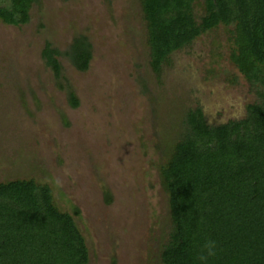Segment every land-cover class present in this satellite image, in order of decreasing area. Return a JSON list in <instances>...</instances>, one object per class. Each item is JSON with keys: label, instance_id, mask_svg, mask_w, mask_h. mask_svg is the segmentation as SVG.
Masks as SVG:
<instances>
[{"label": "rangeland", "instance_id": "obj_1", "mask_svg": "<svg viewBox=\"0 0 264 264\" xmlns=\"http://www.w3.org/2000/svg\"><path fill=\"white\" fill-rule=\"evenodd\" d=\"M29 16L0 23V183L48 186L87 264H162L173 225L159 172L188 133V111L219 126L264 101L230 61L234 25L173 52L156 74L139 0H39ZM77 37L91 45L88 69L61 57L56 78L42 50L64 53Z\"/></svg>", "mask_w": 264, "mask_h": 264}, {"label": "trees", "instance_id": "obj_2", "mask_svg": "<svg viewBox=\"0 0 264 264\" xmlns=\"http://www.w3.org/2000/svg\"><path fill=\"white\" fill-rule=\"evenodd\" d=\"M197 1L139 0L151 70L159 74L173 52L220 25H234L230 61L264 90V0H201V16ZM38 2L0 0V23L27 24ZM41 57L56 78L61 57L85 72L91 45L77 37L60 53L47 43ZM68 100L78 106L72 92ZM246 113L241 121L210 126L200 109L188 111V133L159 172L173 225L162 264H205L199 256L209 240L217 247L206 264H264V101L248 105ZM87 263L82 235L73 218L53 205L48 186L0 183V264Z\"/></svg>", "mask_w": 264, "mask_h": 264}, {"label": "clouds", "instance_id": "obj_3", "mask_svg": "<svg viewBox=\"0 0 264 264\" xmlns=\"http://www.w3.org/2000/svg\"><path fill=\"white\" fill-rule=\"evenodd\" d=\"M217 245L215 241H207L203 246L202 254L199 256V260L202 262H207V260L211 257H214L216 255V249Z\"/></svg>", "mask_w": 264, "mask_h": 264}]
</instances>
